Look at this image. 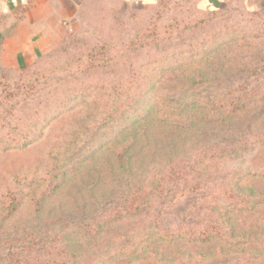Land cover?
I'll use <instances>...</instances> for the list:
<instances>
[{"label":"rangeland","instance_id":"obj_1","mask_svg":"<svg viewBox=\"0 0 264 264\" xmlns=\"http://www.w3.org/2000/svg\"><path fill=\"white\" fill-rule=\"evenodd\" d=\"M196 2L86 0L2 73L0 264H264V8Z\"/></svg>","mask_w":264,"mask_h":264},{"label":"crops","instance_id":"obj_2","mask_svg":"<svg viewBox=\"0 0 264 264\" xmlns=\"http://www.w3.org/2000/svg\"><path fill=\"white\" fill-rule=\"evenodd\" d=\"M85 1L0 0V75L19 71L38 57L52 31L56 33L64 26L75 24ZM121 1L137 5L155 0ZM198 3L199 7L214 12L264 8V0H199Z\"/></svg>","mask_w":264,"mask_h":264},{"label":"trees","instance_id":"obj_3","mask_svg":"<svg viewBox=\"0 0 264 264\" xmlns=\"http://www.w3.org/2000/svg\"><path fill=\"white\" fill-rule=\"evenodd\" d=\"M197 2V5H196V7H197V9L198 10H202V8L201 7H199V3H198V1L199 0H196ZM157 2H160V0H157ZM261 10V9H260ZM256 11V10H255ZM3 75L4 74H1L0 75V78H4L3 77ZM263 99H264V96H263ZM240 107H243V105H239V104H233V108H235V109H239ZM2 139V137L0 138V140ZM5 140H3V144H4V147H3V149H10V148H15V146L17 147V145H24L25 143H26V141L27 140H29V139H27V140H22V142H18L19 141V139H17L16 137L15 138H4ZM21 139H23V138H21ZM125 150H127L126 148H125ZM196 231H198V233L197 232H192L193 234H190V236H192L193 237V239H200V240H204L205 238H207L208 237V232H207V230H202V229H199V230H196Z\"/></svg>","mask_w":264,"mask_h":264}]
</instances>
